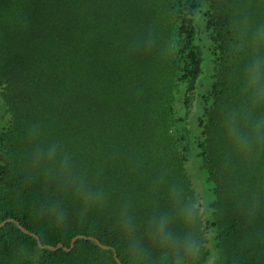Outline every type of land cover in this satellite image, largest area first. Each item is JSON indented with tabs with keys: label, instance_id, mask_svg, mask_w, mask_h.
<instances>
[{
	"label": "trees",
	"instance_id": "1",
	"mask_svg": "<svg viewBox=\"0 0 264 264\" xmlns=\"http://www.w3.org/2000/svg\"><path fill=\"white\" fill-rule=\"evenodd\" d=\"M7 218L67 250L0 264H264V0H0Z\"/></svg>",
	"mask_w": 264,
	"mask_h": 264
},
{
	"label": "water",
	"instance_id": "2",
	"mask_svg": "<svg viewBox=\"0 0 264 264\" xmlns=\"http://www.w3.org/2000/svg\"><path fill=\"white\" fill-rule=\"evenodd\" d=\"M195 34H196V35L198 34V29L196 30ZM192 93H194V91H193ZM6 222H14L15 225L17 226V228H18L20 231H22L24 234H27V235L33 237V238L36 240L37 244L40 246V248H46V249H49V250H55V249L61 247L62 249L67 250L66 248L62 247L60 243L55 244V246H50V245H46V244L40 245V243H39V241H38V238H37V236H36L35 234L30 233L29 231L23 229V228L18 224V222L14 221V220L11 219V218H7V219L1 221V222H0V227H1L2 225H4ZM78 237H83V236L77 235V236L74 237V238H78ZM74 238L71 239V241H70V243H69V247L72 246V242H73ZM83 238H85V237H83ZM87 239H92V238H91V237H87ZM94 242L96 243V245H97L98 247H101V248H109V247H107V246L101 245V244L98 243L96 240H94ZM112 256H113V258L115 259V261H116L118 264H121L120 262L117 261V259H116V255H115L114 252L112 253Z\"/></svg>",
	"mask_w": 264,
	"mask_h": 264
},
{
	"label": "clouds",
	"instance_id": "3",
	"mask_svg": "<svg viewBox=\"0 0 264 264\" xmlns=\"http://www.w3.org/2000/svg\"><path fill=\"white\" fill-rule=\"evenodd\" d=\"M116 255V254H115ZM113 257V256H112ZM114 259V258H113ZM117 259V258H116ZM115 260V259H114ZM175 260H176V264H181V260H182V257H180L179 255L177 257H175ZM118 261V259H117ZM119 262V261H118ZM117 263V262H116ZM118 264V263H117Z\"/></svg>",
	"mask_w": 264,
	"mask_h": 264
}]
</instances>
